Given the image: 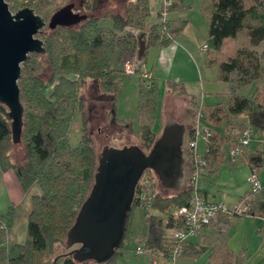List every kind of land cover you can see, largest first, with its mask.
Listing matches in <instances>:
<instances>
[{"label": "trees", "instance_id": "1", "mask_svg": "<svg viewBox=\"0 0 264 264\" xmlns=\"http://www.w3.org/2000/svg\"><path fill=\"white\" fill-rule=\"evenodd\" d=\"M68 1L72 0H27L26 3L20 1L17 7H27L46 21ZM208 1L209 6L201 8L207 21L203 40L206 51L217 52L226 39L242 33L248 46L235 49L225 61L206 62L207 67L216 68L215 81L225 85L224 104L199 105L182 85L167 83L168 90L185 99L191 119L200 112L203 122L211 129L203 154L206 163L203 176L215 174L223 164L221 148L226 145L229 149L233 145L232 128H249L252 135L264 133V48L255 50L264 41V0ZM248 1L251 2L246 5ZM4 2L11 9L18 0ZM176 8L177 4L172 3L166 13ZM147 16L148 0H134L126 2L122 12L87 16L83 23L73 28L45 29L42 36L44 54H30L21 65L17 81L22 109L18 145L24 156L20 162L12 160L9 119L6 108L0 104V171L12 172L22 192L33 186L38 192L30 197L22 242L6 243L13 223V207L0 213V264H51L54 260L55 264H77L67 255L65 234L90 190L97 163L94 146L87 136L84 100L78 91L84 80H96L98 91L112 97L109 103L113 104V96L129 78L120 68H112L113 62L119 65L125 61L136 62L137 58L143 60L145 50L153 46L167 47L179 37L186 24L165 19L145 27ZM156 17L161 18L159 9ZM140 36H144V42L142 55L138 56ZM139 68L140 65L137 71ZM144 84L138 79L133 136L136 146L146 153L158 137L162 123L156 112V83L149 77L148 87ZM76 115L80 117V137L72 147L68 135ZM240 116L246 119L245 123L237 120ZM247 147H242L241 152ZM262 161V153L254 151L248 155L246 165L249 171H257ZM144 177L155 182V195L149 212L143 215L145 230L139 235L137 244L142 251L156 252L160 258L167 259L170 246L164 238V230L180 227L171 211L187 204L189 190L182 187L178 193L169 192L168 195L159 187L151 171H144L141 179ZM137 207L133 201L125 238L131 212ZM248 217L264 222V184L249 200ZM229 218L220 216L216 222L204 225L199 241L186 242L180 258L196 259L205 255L204 264H253L258 261L256 255L234 253L229 247V236L218 227L219 223L226 224ZM118 255L117 251L115 257Z\"/></svg>", "mask_w": 264, "mask_h": 264}, {"label": "water", "instance_id": "2", "mask_svg": "<svg viewBox=\"0 0 264 264\" xmlns=\"http://www.w3.org/2000/svg\"><path fill=\"white\" fill-rule=\"evenodd\" d=\"M73 8L72 2L67 3L45 23L29 8L10 13L0 0V104L6 108L12 145L20 143L22 128L17 87L20 67L28 55L44 54L43 42L37 38L44 28H73L87 19ZM187 130L182 123L166 120L146 153L136 145L102 147L96 156L90 190L65 234L64 247L75 263L109 264L113 260L125 239L135 187L144 171L153 173L163 191L176 194L181 190L185 165L182 146Z\"/></svg>", "mask_w": 264, "mask_h": 264}, {"label": "rangeland", "instance_id": "3", "mask_svg": "<svg viewBox=\"0 0 264 264\" xmlns=\"http://www.w3.org/2000/svg\"><path fill=\"white\" fill-rule=\"evenodd\" d=\"M26 3L27 0H18V2L11 5V9H8L10 13H14L21 9L17 7L19 3ZM128 1L134 0H72L74 7H78L81 2L84 4L85 14L91 17H100L105 12L115 13L122 12L124 4ZM177 1V0H176ZM69 2V1H68ZM184 4V16L189 18L192 24L197 25L199 12L204 5L209 6L208 0H183ZM251 1H248L246 5H249ZM66 4V3H65ZM64 4V5H65ZM64 5H61L64 6ZM88 5V7H86ZM27 8V7H24ZM157 0L148 1V16L145 21V27L158 23L159 19L156 17ZM192 9V12L189 10ZM203 9H205L203 7ZM188 10V11H187ZM207 11V10H206ZM188 12V13H187ZM201 13V12H200ZM203 15V13H201ZM50 17V16H49ZM48 17V18H49ZM48 20V19H47ZM44 21L45 23L47 22ZM45 29L41 31L37 38L42 40V36L45 33ZM143 34V32H142ZM242 33L239 35L237 40L227 39L219 52L215 55L219 61H225L229 56L232 55L235 46H239L242 37L245 36ZM204 40V39H203ZM264 48V44L259 50ZM194 58V57H193ZM195 59V58H194ZM122 63H120V69L122 70ZM115 62L112 64V68H116ZM215 74H216V68ZM208 73H213L208 72ZM211 75L203 77V80L209 79ZM216 76V75H215ZM215 80V77H214ZM137 81L136 77H129L128 80L122 82L120 91L113 96L115 102L109 103V99L112 97L101 94L98 91L97 81L93 79H86L83 82L82 87L78 91V95L84 100L83 111L86 119L87 136L94 146L96 155L101 151L103 146H108L113 149H120L123 147L136 145L133 132L135 129V105L137 100ZM157 88V117L161 121L162 125L166 120H173L178 123H184L186 129L190 128L192 123H189V119L192 118V113H189L188 120L182 119L180 112L182 110L188 111L185 99L176 96L174 91L166 90L165 83H161L158 79ZM146 85V84H145ZM144 85V86H145ZM210 98V97H208ZM225 96L210 98L204 103L203 106H211L215 104H224ZM200 105V101L197 102ZM124 116L128 120L129 124L127 128H121L115 124V117ZM239 122L245 123L246 119L243 116L238 118ZM80 137V117L76 115L70 127L68 141L70 146L74 147L77 145ZM203 148V145L199 143V150ZM254 151L262 153V165L257 170L259 183L264 184V133L252 135L249 141L247 149L235 156L233 161L229 162L228 148L223 145L221 153L223 154V164L219 167L215 174L207 175L205 178L200 179L198 187L202 188L206 192V199L208 202L222 204L226 207H231L237 203L239 196H243L249 191V169L246 165V160L249 154ZM12 160L20 162L23 159L24 152L21 145H13L11 149ZM35 186L31 187L27 191V197L37 193ZM5 186L0 185V213H4L7 207L15 206L12 204L7 205L4 200ZM170 194L169 192L167 193ZM29 195V196H28ZM17 200V199H16ZM5 202V203H4ZM29 206V201H25L23 206L16 205L15 212L17 213L13 219L12 225L13 241L8 244L22 242L25 235V214L26 206ZM24 213V215H23ZM143 211L139 208H134L131 212V220L129 224V231L126 238L123 241L121 248L118 250L119 255L115 257L113 262L109 264H170L167 259L160 258L156 252L142 251L139 255H135V249L137 246L138 237L144 233ZM226 234L229 236L228 245L234 253H241L245 256L255 255L257 250L262 244H264V226L260 219L242 218L232 216L229 219L228 225H226ZM259 231V232H258ZM202 234V233H201ZM200 234V235H201ZM23 237V238H22ZM199 237L192 241L198 242ZM264 258H259L256 261L259 263ZM254 261L253 264H256ZM205 255L193 259L179 257L175 260L174 264H204ZM56 264H60L57 262Z\"/></svg>", "mask_w": 264, "mask_h": 264}, {"label": "built area", "instance_id": "4", "mask_svg": "<svg viewBox=\"0 0 264 264\" xmlns=\"http://www.w3.org/2000/svg\"><path fill=\"white\" fill-rule=\"evenodd\" d=\"M173 3V0H159L161 18L159 22L166 19V9ZM202 51H206V46H201ZM137 64L133 61H125L122 64V71L127 77H136L144 81L145 88L148 87L149 75L147 72L137 71ZM230 134L233 137V145L228 149V157L233 161L235 156L241 154V148L249 145L252 136V130L249 128H232ZM211 135L210 127L203 122V117L200 112L196 113L192 119L190 128L187 130L182 146L184 161L186 164V172L184 174L183 187L189 190V199L186 205L172 209L171 216L178 219L180 227H173L164 230V238L170 246L167 261L174 264L175 260L180 257L183 246L186 242L196 239L202 233V228L210 222H216L218 217H248V203L250 198L255 195L261 188L258 180L257 171H249V191L246 195L240 198L237 203L231 207H226L222 204L208 202L198 187V183L205 171V160L203 154L206 151L207 140ZM201 143L203 148L198 149V144ZM154 181L147 177L140 178L134 192L133 201L136 202L137 208L143 211V215L149 212V205L154 198ZM261 221V220H260ZM262 222V221H261ZM264 226V222H262ZM142 252L140 246L135 249V255ZM256 264H264V259Z\"/></svg>", "mask_w": 264, "mask_h": 264}, {"label": "crops", "instance_id": "5", "mask_svg": "<svg viewBox=\"0 0 264 264\" xmlns=\"http://www.w3.org/2000/svg\"><path fill=\"white\" fill-rule=\"evenodd\" d=\"M173 3L177 4V8L172 10L169 14H167L166 19L185 21L186 24L181 34L173 43H171L167 47L153 46L148 48L147 50H145L144 59L140 60V58H137L136 63L140 65L141 71L148 73L150 79L156 83L157 88H158V82H157L158 79L161 80V83H165L164 84L165 91L168 90L167 87L168 82L180 84L182 85L184 91L187 94L193 96L197 102L200 101V105L204 103H214V102H206L205 100L209 101L210 98L213 99L219 96L222 97L225 93V85L216 82L214 80L215 69L213 67L206 66L207 61L214 60L220 62L215 55L219 51L209 52V51L201 50V46L203 45V39L207 28L206 15L204 13L202 15L201 14L202 11L200 10L201 13L199 12L200 16L198 17L196 23L197 25L194 26L190 21V19L185 18L184 16L185 11H183L184 10L183 0H177V1L173 0ZM158 7H159V0H157L156 12L158 10ZM203 7H207V5H204ZM191 10L192 9H190L189 12L193 11ZM243 35L245 36V34ZM237 38H239V35H237L232 40H237ZM143 42H144V36H140L138 56L142 55ZM263 44L264 41L258 47H256L255 50L259 51V48L262 47ZM247 46H248V40L246 36L245 38L242 37L241 43H239V46H235L233 52L237 48L247 47ZM116 68H120V64L117 65ZM211 71L213 72L212 74L208 73ZM209 74L211 75L209 79L203 80V77L207 78ZM136 91H137V87H136ZM189 113L191 114L190 111L186 112L182 110L180 112V116L182 117V119L188 120ZM238 118L237 120H239ZM114 119H115L114 123L117 124L119 127L121 128L128 127L129 122L127 119L124 118V116L115 117ZM188 121L189 123H191L192 119L190 118ZM182 124H184L183 120H182ZM198 149H199V144H198ZM186 167L187 166L185 164L184 174L186 172ZM206 176L207 175H204L201 179L205 178ZM0 185L5 186V193L3 195L7 205L12 204L13 206H15V208H17L16 205H20L22 207L25 201H29V206L27 205L26 209L24 210V212L26 211L25 219L27 220V216L30 210V198L27 197V192H22L20 190L13 173L10 171L2 173L0 171ZM199 189L206 199L205 190H203L202 188ZM240 197L241 196H239L238 200L240 199ZM15 210H14V218L17 215ZM229 219L226 224L223 223L218 224V227L221 231L225 230L226 225H228L229 223ZM12 228L13 227H11L9 234L7 235L6 238L7 244L10 243V241H13ZM255 255H256V260L259 259L260 257L264 258V244L260 246V248L257 250V253Z\"/></svg>", "mask_w": 264, "mask_h": 264}, {"label": "flooded vegetation", "instance_id": "6", "mask_svg": "<svg viewBox=\"0 0 264 264\" xmlns=\"http://www.w3.org/2000/svg\"><path fill=\"white\" fill-rule=\"evenodd\" d=\"M73 11L76 12V13H79V14H85L84 4L82 2H81V4L79 3V6L76 7V8L74 7Z\"/></svg>", "mask_w": 264, "mask_h": 264}]
</instances>
